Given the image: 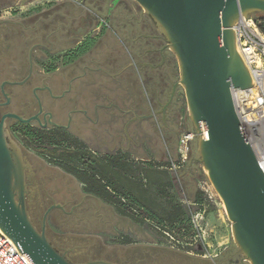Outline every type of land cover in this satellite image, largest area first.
<instances>
[{"label":"flooded vegetation","instance_id":"flooded-vegetation-1","mask_svg":"<svg viewBox=\"0 0 264 264\" xmlns=\"http://www.w3.org/2000/svg\"><path fill=\"white\" fill-rule=\"evenodd\" d=\"M6 1L11 2L9 7L14 8L9 12L11 16L16 12L15 6H22L18 3L20 0H0V4ZM112 1L116 5L122 2ZM80 2L79 6L70 0L61 4L47 3L19 18L0 15V116L14 113L25 119L32 118L27 123L6 118L7 129L12 130L19 124L15 131L20 139L27 141L32 140L27 134L30 130L60 134L72 148L66 161L46 156V160L34 164L29 148L17 141L26 159L22 160V177L26 210L32 223L40 230L43 216L48 212L46 235L50 243L59 252H64L73 264H251L234 241H228L214 254L209 250L199 252L195 240L185 243L188 247L180 246L182 243L174 238L167 244L160 239L145 237L133 223L127 232L119 235V243H98L102 240L98 233H113L98 220L106 213L113 215L112 223L118 214L117 204L105 200L100 194L115 198L119 191L130 193L145 187V180L136 182L132 179L123 180L125 188L120 186L123 183L116 177L118 164L128 163L125 154L130 152L129 149L117 148L119 142L115 140L114 133L102 134L100 124L104 121L113 124L121 117L122 131L125 133L126 130L127 134L133 121H149L150 118H134L128 110L117 113L109 106L110 103L102 105L95 101L99 98V88L86 79L84 51L89 48L90 53L94 52L99 40L110 33L103 30L105 15L101 0ZM125 4V11H131V7ZM2 9L0 6V12ZM258 13L262 12L251 14ZM115 18L111 13L108 19L113 27ZM148 19L152 21L150 17ZM129 23H135L138 30L154 27L151 22L147 25L140 19L135 22L126 20L124 26H130ZM144 36L148 43L144 48L146 61L170 63L163 36ZM93 38H97L96 41ZM119 59L113 57L111 60ZM90 60L93 61L92 58ZM86 97L90 101H86ZM173 99L174 96L169 105L174 103ZM133 104L136 108L143 106L139 99ZM85 105L89 106V111ZM44 146L52 152L58 145ZM118 152H121V158H118ZM108 180L119 186H115L116 189L110 187ZM76 181L80 184L74 183ZM97 181L105 184L99 192L95 189ZM129 205L125 209L131 213L146 210L135 206L133 198Z\"/></svg>","mask_w":264,"mask_h":264},{"label":"water","instance_id":"water-1","mask_svg":"<svg viewBox=\"0 0 264 264\" xmlns=\"http://www.w3.org/2000/svg\"><path fill=\"white\" fill-rule=\"evenodd\" d=\"M134 1L160 29L178 59L177 85L183 89L192 128L199 133L198 160L222 201L233 241L251 264H264V173L230 95L231 87L252 85L235 49L231 26L239 15L264 13V0ZM172 97L173 93L167 105ZM6 118L22 123L32 119L14 113L0 116V229L35 264H73L46 235L48 212L40 230L30 219L22 177L25 157L9 134Z\"/></svg>","mask_w":264,"mask_h":264},{"label":"rangeland","instance_id":"rangeland-1","mask_svg":"<svg viewBox=\"0 0 264 264\" xmlns=\"http://www.w3.org/2000/svg\"><path fill=\"white\" fill-rule=\"evenodd\" d=\"M22 1L27 3V0H20L18 3L20 4ZM37 1V4H35L33 8L31 7L30 9H24L21 5L15 6L16 12H12L13 16H11L9 12L12 11L14 8L9 7V4H11V2L6 1L0 4V6L3 7V11L0 12V15L3 17L19 18L20 16L23 17L25 12L32 13L34 11H37L41 7H44V5L47 3L61 4L64 0ZM125 3H127L129 7H131V11H125L123 7L124 5H126ZM101 6L103 7L102 13L105 15L103 21V30L105 32H109L110 34L109 36L104 35L102 40H99L98 48L95 51L93 50V53L98 52V54L101 56V54H104L106 52L102 48L109 47L113 49L112 51H117V55L116 53L106 54L108 58H113L115 56L119 57L121 62H127L130 61V57H132V55L129 57V55H122L119 53H122V51H125L127 48H145L148 43L146 41L147 37L144 35H162L160 29L156 26L155 23L152 22L153 20L151 21L148 19L149 16L145 12V10L141 8L134 0H122L119 5H116L115 1L112 0H101ZM111 13L116 16L114 27L110 25V22H108ZM126 14H128L127 17ZM136 19L144 20L147 25H149L148 23L151 22L154 27L149 29H140L139 27L140 30H138V28H136L137 26H135V23H129L130 26L128 27L124 26V21L130 20L132 22H135ZM119 35L121 37H119ZM95 39L97 38H93L92 40L96 41ZM164 42L166 43L165 39ZM166 47H168L167 44ZM167 52L169 53L167 59H169L174 65H176L178 69L179 66L176 55L169 47L167 49ZM99 55L91 53L90 55L86 56V59L90 60L92 56L100 57ZM135 57L138 58H132L134 61H141L144 59L146 60V58L142 57L141 54H136ZM154 61L157 62L158 60L155 59ZM134 90L136 95H139L138 93L141 91L144 94L143 109H149V106L152 109H158L157 105L155 104L156 95L152 93L153 88L152 85H150L149 81H145L143 79L140 84L136 83V85H134ZM131 104L133 105V103L131 102L128 103V105ZM182 105V111L181 114L178 116V121L176 123V151L172 155V150L167 149L168 152L171 154V158H169V156L167 155V150L164 143L165 140L162 135V129L159 126V117L156 118L157 123L152 120L133 121L132 125L128 129L129 133L127 134L122 131L123 118L120 117L118 121L116 120V122H113V133L116 137L115 140H117L119 144H130V154H125V156H127L129 159L128 163L126 162V164H128V168L133 172H138V174H132V177L134 179L139 181L142 180L143 175H141L140 169L145 168V166H148L149 161L155 163V165H158L156 166L158 169H164L167 171L168 180L171 182V186L167 190V194H169L175 202L182 204L186 212V219L184 221L183 229L178 232L175 227H169L168 224L164 223L163 225H161L160 223H157L156 221H153L152 219L147 217H144L143 219L138 218L130 220V218L125 217L120 213L115 215L114 220L112 221V223H110L111 217L113 215L111 216L109 214L104 213L103 218H100L98 221L102 222L103 226L108 230L112 231L113 233L108 235L105 233H98V236L102 237V240H99L98 243H103L106 245H113L114 243H119V235H121L123 231L127 232V230L131 228V223H133L136 224L138 232L144 234V236L147 238H153L156 240L160 239L167 244L169 243V241L173 242L172 238H174L182 243L180 246L188 247L185 243H192L193 240H198V236H195L197 233L193 226L187 228L189 224L192 225V218H196L201 223L203 227L202 235L205 240L209 243V252L211 254L218 252L224 245L228 243V241H233L231 222L227 218L222 201L220 200L211 182L209 181L202 163L198 160L199 155L197 150V144L195 149V157L199 162L198 173L193 172L190 167L188 168L186 166L187 162L189 161L190 155L186 162L182 165H179L177 163L179 136L183 130L190 129V127L192 126L187 110L185 97L183 98ZM17 126H19V124L15 125L12 130L9 129V134L16 143L17 141H21L27 148H29V151L31 152L30 156L34 164L39 163L40 160H46V156L57 157L59 159H63V161H66L69 158L70 154H68V151L72 150V148L71 143L68 144L67 140H65L63 144L53 148L52 152H50L51 150H49V148L45 147L44 144H41L34 139H32L31 141L20 139V137L15 131ZM105 135H103L104 138ZM104 138L103 141H105ZM170 141L174 142L173 139H171ZM148 145L152 146V150L147 149ZM118 153L120 154L121 152ZM61 154H65V157L61 156ZM182 172H184L183 176H185L188 181L187 184H185L181 178L180 174ZM74 183L80 184V182L77 181ZM185 185L190 186V188L186 189ZM115 186L118 187L119 185L115 184ZM194 188H196L195 199L198 193H200L201 195V204H198L193 201L195 199L192 200L187 197V192H189L190 189L193 191ZM117 194L118 195L115 198H117L118 196L120 197L122 195V192L119 191L117 192ZM155 198L157 199L158 203L164 205L165 201L163 195ZM201 209H205L203 215L200 213ZM96 221L97 220H95V222Z\"/></svg>","mask_w":264,"mask_h":264},{"label":"crops","instance_id":"crops-1","mask_svg":"<svg viewBox=\"0 0 264 264\" xmlns=\"http://www.w3.org/2000/svg\"><path fill=\"white\" fill-rule=\"evenodd\" d=\"M70 1L75 3L77 6L81 4V0ZM37 2V0H32L28 3L22 1V8H33V6L37 4ZM119 37L121 36L119 35ZM102 49L107 52L104 53L105 56L104 54H101L100 56L98 52H92V54L99 55L100 57L92 56L91 58L93 59V61L87 59L85 61L87 81L90 83H95L99 88V98L95 99V101L102 105H108L110 103L109 106L113 107V110H115V112L117 113L122 110H128L127 112H131L134 118H140V115L143 114L148 116L146 118H150L149 120L157 123L156 118L159 117V126L162 129V135L165 140L164 143L166 150L171 149L173 155L176 151V123L178 121V116L182 111V103L184 98L182 87L179 84L177 85L180 78L179 67L177 69L176 65H174L172 62L152 63L150 61H146L145 59L141 61H134L133 59L138 58L135 57L136 54H141L142 57H144V48H127L125 51H122V53L118 52L122 55H129V57L132 55V57H130V61L127 62H121L120 59L116 61L111 60L112 58H108L106 54H115L117 51L114 52L112 51L113 49L109 47H103ZM84 52L86 56L91 54L89 48ZM143 79H146V81H149L150 85H152V93L156 95L155 104L157 105L158 109H152L150 106L148 107L149 109H143V106L136 108L134 104L128 105L129 102L134 103L135 101H137V99L144 102L143 92L141 91L138 93L139 95H136L134 90V85H136V83L140 84ZM172 93L174 96V103L171 105H167V101H169V97ZM87 100H89V98H87L86 101ZM85 109L88 111L90 110L88 105H85ZM113 127L114 126L112 123L104 121L100 124L101 133H113ZM190 128H192V126ZM171 139H173L174 142L170 141ZM116 147L124 151L130 149L129 145L126 144H118L116 145ZM147 149L152 150V146L148 145ZM195 149L196 140L191 143L190 158L186 166L188 168L190 167L193 172L198 173L199 162L195 157ZM120 154L118 156L119 158L121 156ZM167 155L169 156V158H171V154L168 152V150ZM126 168L128 169V167ZM144 169H146V171H149L148 166H145ZM180 175L184 183L187 184L188 181L185 176H183L184 172H182ZM161 182L162 181L157 179H149V193L151 194L149 196L157 197L158 193L156 187H158ZM185 187L186 189L190 188V186L188 185H185ZM195 189L196 188H194L193 191L190 189L189 192H187V197L189 199H195ZM160 196L161 195H158V197Z\"/></svg>","mask_w":264,"mask_h":264},{"label":"built area","instance_id":"built-area-1","mask_svg":"<svg viewBox=\"0 0 264 264\" xmlns=\"http://www.w3.org/2000/svg\"><path fill=\"white\" fill-rule=\"evenodd\" d=\"M231 28L234 32L235 49L252 82L249 88H230L232 105L264 173V13L239 15ZM200 130V135L204 136L203 123H200ZM198 135L193 128L181 132L178 139L179 165L188 159L191 143ZM204 212L205 209L200 210L202 215ZM191 223L197 233L195 236H198V240H195L196 250L208 251L209 243L202 235L201 223L196 218H192ZM0 264L35 263L0 229Z\"/></svg>","mask_w":264,"mask_h":264},{"label":"trees","instance_id":"trees-1","mask_svg":"<svg viewBox=\"0 0 264 264\" xmlns=\"http://www.w3.org/2000/svg\"><path fill=\"white\" fill-rule=\"evenodd\" d=\"M27 134L29 135L31 139H34L37 142L44 144V145L53 144V143L57 145H61L66 140L63 137V135L50 134L48 132H43V131L30 130L28 131ZM61 156L65 157V154H61ZM156 166L158 165H155V163H152L151 161H149L148 163L149 171H146V169L144 168L140 169L141 175L143 176H142V180L139 181L132 177L133 176L132 174L135 175V174H138V172H133L129 168L127 169L125 162L124 163L119 162L118 164L119 171L117 172L116 177H117V180H120L121 183H123L120 186H123L125 188L124 185L126 184L124 183V181L132 179L136 182L137 181L141 182L145 180V187L142 188L141 191L136 190V191H131L130 193L126 191L120 197H117V198H112L108 195H105V193H101L100 195L105 200H108L112 203H116L118 207V213H120L121 215L125 217L134 218V219H138V218L143 219L144 217H147V218L152 219L153 221H156L157 223H160L161 225H163L164 223V224H168L169 227H175L179 232L184 227V221L186 219V212L182 204L175 202L174 199L169 194H167V190L171 186V182L168 180L167 171L164 169H158ZM102 177L103 179H105L104 175H102ZM149 179L151 180L157 179V180L162 181L161 184L158 185V187H156L157 188L156 190L158 193L157 197L158 195H163V198L165 201L164 205L158 203L155 197L149 196L151 195L149 193L150 191ZM96 184H95V189L98 192L101 188L105 186V184H101L99 183V181H97ZM107 184L110 187H113L114 189H116L113 183L110 182V180L107 181ZM196 196L197 197L195 199V202H198V204H201L202 198H201L200 193H198ZM131 198L134 199L136 203L135 206L144 207L146 208V210L145 211L139 210V212H136V213H131V212L126 211L125 208L126 206L129 205ZM137 201H140V202H137ZM189 227H192V225L189 224L187 228Z\"/></svg>","mask_w":264,"mask_h":264}]
</instances>
